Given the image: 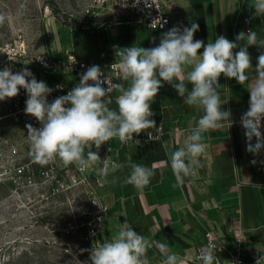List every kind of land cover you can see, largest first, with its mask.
Instances as JSON below:
<instances>
[{
  "label": "crops",
  "instance_id": "1",
  "mask_svg": "<svg viewBox=\"0 0 264 264\" xmlns=\"http://www.w3.org/2000/svg\"><path fill=\"white\" fill-rule=\"evenodd\" d=\"M167 1L173 5L172 23L181 30L197 23L199 29L194 39L203 40L205 45L221 35L237 42L236 36L241 31L246 32L247 28L256 31L259 39L261 37L264 16H255L254 7L250 6L252 0ZM111 15L109 8L98 16L82 15L80 28L65 25L56 17L48 18L49 31L45 33L43 52L50 53L54 59L65 58L69 52L90 65L107 68L119 61L115 54L117 48L134 44L155 47L166 32L153 31L135 23L108 27ZM247 15L249 25L245 21ZM74 17L71 14L72 20ZM64 34L67 35L65 39ZM248 51L253 65L248 70L249 82L241 85L223 75L219 78V83L224 86L219 89L221 101L225 103L222 110H231L232 127L203 134L206 150L195 174L187 177L182 186L173 187L176 181L168 154L183 146V140L203 111L185 104L171 85L164 83L151 104L154 115L150 119L163 123L168 131L164 142H153L144 147L133 143L121 146L117 138H113V153L118 162L154 166L156 174L151 183L142 188L123 182L130 172L128 167L115 173L120 177L117 183H111V176L107 178L105 188L99 190L107 208V219L100 230L102 242L110 241L127 221L133 230L149 240L146 255L150 261L165 258L157 247L159 243H165L171 252L186 258L183 264H197L190 258L195 259L207 229L218 236L228 253L239 243L244 259H251V252L264 257V151L262 149L259 155L249 153L245 130L237 124L248 110L250 93L247 88L255 78L254 69L262 48L250 46ZM70 79L65 77V80ZM118 83L127 86L122 78ZM119 95L115 90L109 108L117 109L115 101ZM255 142L253 138L252 143ZM253 160L256 164L251 163ZM92 169L91 173L95 174L96 168Z\"/></svg>",
  "mask_w": 264,
  "mask_h": 264
},
{
  "label": "clouds",
  "instance_id": "2",
  "mask_svg": "<svg viewBox=\"0 0 264 264\" xmlns=\"http://www.w3.org/2000/svg\"><path fill=\"white\" fill-rule=\"evenodd\" d=\"M250 6L254 7L255 16H264V0H252ZM5 20L6 16L0 14V25ZM198 29L197 23L183 30L174 26L162 33L158 46L144 48L134 44L117 48L118 68L127 86L113 83L98 65H92L81 74L74 88L51 103L47 97L53 89L46 82L37 81L27 68L13 74L10 67H4L0 70V101L16 97L20 88L26 90L25 114L41 125L39 128L26 125L30 154L37 163L46 165L59 159L65 166L75 164L84 171L101 161L100 174L105 177V182L111 176V183L120 180L116 172L128 167L130 172L123 182L142 188L155 176L154 166L115 162L110 156L101 160L98 152L91 149L95 145L99 150L113 138L123 144L139 145L140 141H134L133 136L156 128L155 120L150 119L154 115L151 104L159 89L167 83L185 104L203 111L183 140V146L168 154L176 181L173 187H180L187 177L195 174L194 170L200 164V157L207 147L203 134L232 127L231 110H222L225 103L221 101L219 89L224 86L219 83V78L223 75L245 85L250 79L248 70L253 68L249 47L264 48V39H259L252 29L241 31L236 36L237 42L221 35L206 45L203 40L194 39ZM237 48L239 50L234 51ZM36 59L43 62L42 57ZM254 71L255 78L247 88L249 108L242 115L241 124L247 140L246 150L259 155L264 149V134L260 130L264 121V52L259 54ZM114 90L120 93L115 101L117 109L108 106L111 103L109 94ZM148 137L155 139L151 132ZM112 150L108 148L110 153ZM251 163L256 164V161ZM149 246V240L125 221L110 241L93 245L89 250L90 261L91 264H150L146 255ZM157 247L165 256L162 264H183L186 259L171 252L165 243H159ZM197 259L202 264H218L216 249L211 244L199 249ZM256 264H264V257L257 259Z\"/></svg>",
  "mask_w": 264,
  "mask_h": 264
},
{
  "label": "rangeland",
  "instance_id": "3",
  "mask_svg": "<svg viewBox=\"0 0 264 264\" xmlns=\"http://www.w3.org/2000/svg\"><path fill=\"white\" fill-rule=\"evenodd\" d=\"M93 0H0V42L23 45L26 55L15 63L18 70L33 72L32 57L44 53L48 18L80 28L82 15ZM71 14L76 16L71 18ZM71 18V19H70ZM64 39L67 35H63ZM0 56V64L5 62ZM5 108L0 106V117ZM0 132V264H91L94 243L85 223L94 211L86 186L56 190L64 180L61 164L55 178L45 177L46 166L33 164L25 174L19 169L31 159L26 125L9 119ZM31 125L36 128L37 120Z\"/></svg>",
  "mask_w": 264,
  "mask_h": 264
},
{
  "label": "built area",
  "instance_id": "4",
  "mask_svg": "<svg viewBox=\"0 0 264 264\" xmlns=\"http://www.w3.org/2000/svg\"><path fill=\"white\" fill-rule=\"evenodd\" d=\"M105 8H109L112 11L111 18L107 21L108 27L124 25L126 23H135L153 31H167L174 26H178L172 23L171 13L173 11V5L167 0H147V2H145V0H139L138 3H136L135 0H93L85 13L87 15L98 16ZM245 21L247 25L250 24L248 15L245 16ZM249 29L251 28H247L246 32ZM260 39H264V20L261 26ZM23 47V45L13 46L9 43L0 42V56H4L6 59L5 62L0 64V70H3L4 67H10L13 74L20 72L15 63L17 60L22 61L24 59L26 50ZM262 52H264V48H262ZM40 57H42L43 62L36 59ZM118 62L119 61L111 63L107 68H101L105 75L108 74L110 76L113 83H118V80L121 78ZM32 66V74L37 81H44L48 87L53 89V92L47 97L49 103H51L55 98L66 95L68 91L74 88L79 83L81 74L92 65L88 64L86 61L78 59L73 53L68 52L65 58L54 59L50 53L44 52L32 57ZM66 76H69L71 79L65 80ZM28 79L30 80L31 78L29 77ZM57 85H60L61 87L57 88ZM104 86L106 87L107 85ZM114 93L115 90L113 93L109 94L111 100L114 97ZM27 98L26 90L20 88L19 94L16 97L0 101V106L5 108V114L0 117V132L3 131L1 122L4 119H9L20 125L31 124L35 120L34 117L25 114L24 109L26 107L25 102ZM108 106L110 107V104ZM237 124L242 127L241 119ZM40 126V123L37 121L36 128H39ZM260 130L262 134H264V121H262V127ZM148 132L153 134L155 137L154 140L149 139ZM148 132L140 133L138 136L134 134L133 140L140 141V144L137 146L144 147L153 142H164L168 133L163 123H156V128H152ZM117 140L121 146H127L132 143L129 142L128 144H123L118 138ZM113 145L114 142L112 140L103 144L99 150L93 145L91 150L93 152H98L101 160L110 156L112 161L118 162L114 157L113 150L111 153L108 151L109 147L113 149ZM34 163L38 164L31 155V159L25 163L24 167L19 169V173L25 174V171L27 169L30 170V167ZM61 164L63 163L59 159L49 162L44 165L46 168L42 170V175L54 179L55 173L58 171ZM96 164V167L91 166L84 171H81L78 166L73 164L72 170H65L66 177L64 180L58 179L56 181V190L61 192L72 186H86L89 200L94 211L90 213V217L85 225L89 230L90 239H92L96 246H99L103 243L100 239V230L101 225L107 219V208L103 204L99 194V190L106 186L105 177L100 174L102 162L98 161ZM92 168H96L95 174L91 173V171H93ZM208 244H211L216 249L218 264H256L257 259L261 258L256 252H251V259H244L242 256L243 248L239 243L235 245L233 251L228 253L226 246L221 242L218 236L213 231L207 229L204 234V242L198 247L195 259L193 260L190 258V260L196 261L197 264H202V262L197 259L199 249ZM226 255H228V258H226ZM162 261L163 260L150 261V264H162Z\"/></svg>",
  "mask_w": 264,
  "mask_h": 264
}]
</instances>
